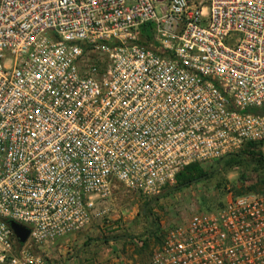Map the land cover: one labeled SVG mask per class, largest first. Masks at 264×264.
Segmentation results:
<instances>
[{
  "label": "built area",
  "instance_id": "2783aa9c",
  "mask_svg": "<svg viewBox=\"0 0 264 264\" xmlns=\"http://www.w3.org/2000/svg\"><path fill=\"white\" fill-rule=\"evenodd\" d=\"M251 142L264 0H0V264H57L117 183L157 196ZM148 264H264V192L194 213Z\"/></svg>",
  "mask_w": 264,
  "mask_h": 264
},
{
  "label": "rangeland",
  "instance_id": "374dc122",
  "mask_svg": "<svg viewBox=\"0 0 264 264\" xmlns=\"http://www.w3.org/2000/svg\"><path fill=\"white\" fill-rule=\"evenodd\" d=\"M242 149L203 163L211 177L181 190L173 184L146 197L117 183L109 198L97 201L88 227L58 240L51 259L57 264H148L168 234L194 213L218 209L239 193L264 192V162ZM256 150L264 156V142Z\"/></svg>",
  "mask_w": 264,
  "mask_h": 264
},
{
  "label": "trees",
  "instance_id": "16d2710c",
  "mask_svg": "<svg viewBox=\"0 0 264 264\" xmlns=\"http://www.w3.org/2000/svg\"><path fill=\"white\" fill-rule=\"evenodd\" d=\"M256 149H257V143L251 142L248 143L242 150L244 151L245 154L249 155L254 160H257L258 162L261 163L264 162V156L262 151L261 150L257 151ZM212 174L213 173L210 170H206L202 166V164L199 163L190 164L177 174L176 183L172 188L176 190H181L183 188L191 186L194 183L200 182L206 178H210ZM238 195H241V193H239Z\"/></svg>",
  "mask_w": 264,
  "mask_h": 264
},
{
  "label": "water",
  "instance_id": "95a60500",
  "mask_svg": "<svg viewBox=\"0 0 264 264\" xmlns=\"http://www.w3.org/2000/svg\"><path fill=\"white\" fill-rule=\"evenodd\" d=\"M9 223H10L11 227L13 228L15 234L19 238V240L22 243L26 242V240L28 239V237L30 235V229L27 226L15 221V220H9Z\"/></svg>",
  "mask_w": 264,
  "mask_h": 264
}]
</instances>
